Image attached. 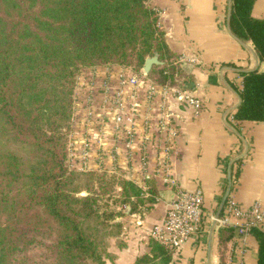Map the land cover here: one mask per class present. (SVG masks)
Returning a JSON list of instances; mask_svg holds the SVG:
<instances>
[{
    "label": "trees",
    "instance_id": "1",
    "mask_svg": "<svg viewBox=\"0 0 264 264\" xmlns=\"http://www.w3.org/2000/svg\"><path fill=\"white\" fill-rule=\"evenodd\" d=\"M254 2L232 0L231 27L264 60V20L252 16ZM156 53L163 65L147 79L191 92L148 0H0V264H108L124 207L133 214L154 206L152 187L72 168L70 142L81 72L122 66L141 76ZM242 76L235 119L263 122L264 72ZM236 230L219 229L221 264ZM248 234L258 242L256 264H264V232ZM173 254L151 235L150 254L134 264H169Z\"/></svg>",
    "mask_w": 264,
    "mask_h": 264
},
{
    "label": "crops",
    "instance_id": "2",
    "mask_svg": "<svg viewBox=\"0 0 264 264\" xmlns=\"http://www.w3.org/2000/svg\"><path fill=\"white\" fill-rule=\"evenodd\" d=\"M151 6L160 11L169 48L179 57L196 60L183 67L193 83L192 94L203 101L201 113L196 116L191 108H177L176 153L167 158L166 138L160 139L158 128L160 105L166 101L162 94L152 98L149 80L139 89L121 88L120 78L126 71L122 66L88 68L76 90L71 161L75 168L123 174L146 192L151 187L158 192L149 211L130 214L131 208L125 207V216L118 219L124 232L108 242L112 257L108 264H134L150 254L152 231L162 222L176 190L166 181L168 177L179 188L201 190L205 209L200 233L189 238L169 264H221L220 228L213 231V223L229 174L228 199L236 207L249 212L257 203L264 205V121L235 119L242 102V74L264 72V60L251 41L233 32L230 0H153ZM252 16L264 20V0H255ZM119 90L122 111L134 116L131 125L126 120L117 123L114 96ZM223 212L226 217V205L221 219ZM229 222L232 226L242 223L234 216ZM258 228L264 232V220ZM257 252L256 238L238 235L236 230L225 264H256Z\"/></svg>",
    "mask_w": 264,
    "mask_h": 264
},
{
    "label": "built area",
    "instance_id": "3",
    "mask_svg": "<svg viewBox=\"0 0 264 264\" xmlns=\"http://www.w3.org/2000/svg\"><path fill=\"white\" fill-rule=\"evenodd\" d=\"M148 1L151 4L153 0ZM156 12L160 15V11L156 10ZM179 61L182 63H195L196 60L180 56ZM125 69V73H123L120 78L119 84L121 88L129 86L132 90L139 89L144 86L146 80H149L147 79L148 75L140 74L141 76H138L130 69ZM150 84L149 92L152 98L155 93H161L163 98L166 99V101L160 105L161 111L158 128L160 133H167L165 140L167 145L164 150L167 154V158H170L176 153V138L178 131L176 128V120L178 119L176 113L177 108H191L197 116L203 109V101L195 97L190 91H184L176 87L170 88L157 86L151 81ZM121 95V90H119L115 92L114 96V105L116 110L119 111L117 123L121 125L124 120H126L129 125H131L134 121V116L131 115V117H129L122 111V103L120 100ZM131 131V129L128 130V133L130 134ZM168 163V165L167 163L165 165L169 167L171 165L170 160ZM166 170H168V168H166ZM166 181H168L171 186L176 187L175 194L171 202L168 204L162 222L154 227L151 235L153 239L175 253L189 238L200 233L205 220L204 197L201 190L189 191L179 188L177 187L178 185L176 181L169 177L166 178ZM226 215V217L223 219L220 218L217 221L218 228L232 226L229 220L234 216L242 221V223H238L234 226L237 227L238 235H248V231L251 228L259 227L260 223L264 220V205L257 203L249 212H247L236 207L234 201L228 199L226 203Z\"/></svg>",
    "mask_w": 264,
    "mask_h": 264
},
{
    "label": "water",
    "instance_id": "4",
    "mask_svg": "<svg viewBox=\"0 0 264 264\" xmlns=\"http://www.w3.org/2000/svg\"><path fill=\"white\" fill-rule=\"evenodd\" d=\"M231 3H232V0H230V15H229V18L231 17V11H232ZM161 65H163V62L160 61V56H159L158 53H156L153 57L147 58V60L145 62V65H144L143 69L141 70V75H148L154 66H161ZM228 180H229V182H228L227 191H226V193H225V195L223 197V200H222V202H221V204L219 206V209L217 211V214L215 216V220H214V223H213V231L216 229L217 221L220 219L221 213L224 210L225 205L227 203V200H228V198L230 196V192H231V188H232V177H231V174H229Z\"/></svg>",
    "mask_w": 264,
    "mask_h": 264
},
{
    "label": "rangeland",
    "instance_id": "5",
    "mask_svg": "<svg viewBox=\"0 0 264 264\" xmlns=\"http://www.w3.org/2000/svg\"><path fill=\"white\" fill-rule=\"evenodd\" d=\"M88 69V68H87ZM84 70H86V69H84ZM83 70V71H84ZM83 71L81 72V74L83 73ZM81 74H80V76H79V79H80V77H81ZM78 83H79V81H78ZM76 96V95H75ZM75 100H76V98H75ZM76 114V113H75ZM75 117V116H74ZM73 122H74V120H73ZM73 126V125H72ZM166 134L167 133H161L160 134V139H162V136L163 137H165L166 138ZM72 137H73V127H72V134H71V142H70V163H71V166H72V168H74V169H76L77 171H79V172H89V171H86L87 169L86 168H83V169H78V168H75L74 167V165L72 164V161H71V149H72V147H71V143H72ZM97 173H102V172H97ZM108 173V172H107ZM109 174H113V175H118V176H120V177H124V178H126V179H128L125 175H123V174H114V173H109ZM129 180H131V179H129ZM125 208V207H124Z\"/></svg>",
    "mask_w": 264,
    "mask_h": 264
}]
</instances>
